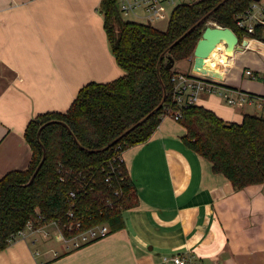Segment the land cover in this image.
Wrapping results in <instances>:
<instances>
[{
  "label": "crops",
  "instance_id": "0c3cea01",
  "mask_svg": "<svg viewBox=\"0 0 264 264\" xmlns=\"http://www.w3.org/2000/svg\"><path fill=\"white\" fill-rule=\"evenodd\" d=\"M100 2L0 0V179L28 168L32 151L24 130L31 120L65 113L86 84L124 74L111 53ZM165 5L152 25L168 22ZM239 41L246 45L227 62L208 56L194 68L192 54L181 60L183 69L173 65L177 73L222 85L228 96L250 97L242 106L218 94L199 97L198 106L236 124L245 114L264 118V43ZM184 132L164 118L149 140L123 152L136 202L123 213L122 228L78 248H66L55 234L51 243L44 226L25 230L0 252V264H171L165 259L175 254L191 264H264V185L234 189L183 144Z\"/></svg>",
  "mask_w": 264,
  "mask_h": 264
},
{
  "label": "trees",
  "instance_id": "16d2710c",
  "mask_svg": "<svg viewBox=\"0 0 264 264\" xmlns=\"http://www.w3.org/2000/svg\"><path fill=\"white\" fill-rule=\"evenodd\" d=\"M249 4L250 0L180 4L173 8L167 28L159 31L148 23L124 21L117 0H101L107 41L124 74L106 84H86L65 113L40 114L27 124L24 138L32 151L28 168L0 179V252L28 222L36 228L51 222L62 225L72 208L73 219L84 220L83 229L104 223L110 232L122 228L123 213L135 204L136 195L124 163L120 197H113L112 188L118 186L109 188L103 181L115 148L120 145L125 151L150 139L164 108L173 105L174 63L192 56L208 21L231 29L241 40L236 19ZM263 34L264 26L257 25L249 38L264 43ZM170 60L173 65L168 69ZM181 114L183 144L208 161L213 173L236 190L264 185L263 117L245 114L240 124L229 123L197 104L183 108ZM79 174L91 177L94 185L71 202L68 192L77 187ZM106 200L112 201L110 207H103ZM76 233L63 230L67 238Z\"/></svg>",
  "mask_w": 264,
  "mask_h": 264
},
{
  "label": "built area",
  "instance_id": "2783aa9c",
  "mask_svg": "<svg viewBox=\"0 0 264 264\" xmlns=\"http://www.w3.org/2000/svg\"><path fill=\"white\" fill-rule=\"evenodd\" d=\"M196 2L197 0H117L118 9L122 16L127 17L132 15L135 18H142L150 25L160 19L158 10L160 5L166 4L176 7L180 4H193ZM209 23L217 25L214 22H208L205 25H208ZM257 25L264 26V0H250L247 10H245V12L239 15L236 19V26L243 32V37L245 39L248 38L257 40L255 38H249V35L254 34ZM222 50L223 49L219 50L220 55L223 54ZM244 72L250 79H255L251 71L246 70ZM170 81L173 83V105L166 106L164 108V113L160 116V121L164 118H171L172 120L178 122L182 118V109L196 105L202 94H218L224 98L228 105L232 106H242L244 103L251 101V98L243 93H238L237 98L228 96L223 90L225 88L222 85L187 74L176 73L170 78ZM123 152L122 147L120 145L117 146L114 150L115 155L113 160L108 162L104 171V183L109 188H112L113 185L118 186L112 188L113 197L117 198L121 195L119 185L124 183L126 178L122 169ZM61 180H63V177ZM93 185L94 181L91 177L86 179L85 176L79 174L77 176V187L68 192V200L73 202L84 197L91 191ZM111 205L112 201L110 200L103 202V207H110ZM73 206L74 203L72 204V207ZM74 211L75 209L72 208L67 213V223L59 225L58 222H51L47 224L56 228L58 238L63 241L66 248H78L82 245L101 239L111 233L110 228L106 223L83 229L82 224L84 220L79 218L73 219L75 213ZM98 212L101 214L102 211L98 210ZM41 228H36L32 222H28L25 229L19 231L16 235H13L11 240L17 236H22L25 230L37 231ZM63 230H66L69 233L76 231L77 233L67 238L63 234ZM165 260L170 261L171 264H191L188 260H186V258L178 254L172 255Z\"/></svg>",
  "mask_w": 264,
  "mask_h": 264
},
{
  "label": "water",
  "instance_id": "95a60500",
  "mask_svg": "<svg viewBox=\"0 0 264 264\" xmlns=\"http://www.w3.org/2000/svg\"><path fill=\"white\" fill-rule=\"evenodd\" d=\"M220 43L224 47L222 50L224 62H227L235 51L241 50L246 45V41L240 42L236 34L229 28L219 27L215 24L205 25L202 30L201 37L197 41L193 51L194 68L201 67L204 63V60ZM172 62L173 61L170 60L167 64L166 67L168 69L172 67ZM40 166L41 164L36 169L30 181H32Z\"/></svg>",
  "mask_w": 264,
  "mask_h": 264
},
{
  "label": "rangeland",
  "instance_id": "374dc122",
  "mask_svg": "<svg viewBox=\"0 0 264 264\" xmlns=\"http://www.w3.org/2000/svg\"><path fill=\"white\" fill-rule=\"evenodd\" d=\"M197 1H200V0H197ZM173 6H166L165 5V7L163 8V10H164V12L166 13V15H167V17L169 18L170 17V14H171V12H172V10H173ZM124 18V21H127V22H139V23H143V21L144 20H142V19H136L134 16H132V15H130V16H127V17H123ZM208 22H212V21H208ZM207 22V23H208ZM144 23H145V21H144ZM167 21H164V22H160V23H158V24H155V25H152L155 29H157V30H159V31H164L165 29H166V27H167ZM206 23V24H207ZM186 63L187 62H182V61H178L177 63H176V65L174 66V69L176 68H182V66L181 65H183V66H185L186 65ZM183 69V68H182ZM234 71H237L236 69H234ZM45 228H44V232H47V234L49 235V236H51V243H54V240H53V234H55V237L57 238V240L59 239L58 238V232H57V230H56V228L54 227V226H52V225H46V226H44ZM46 234V235H47ZM40 235H42V234H40ZM60 240V239H59ZM56 244H58V243H56Z\"/></svg>",
  "mask_w": 264,
  "mask_h": 264
},
{
  "label": "bare ground",
  "instance_id": "6f19581e",
  "mask_svg": "<svg viewBox=\"0 0 264 264\" xmlns=\"http://www.w3.org/2000/svg\"><path fill=\"white\" fill-rule=\"evenodd\" d=\"M208 25H214V24H212V23H209ZM220 49H223V45L220 43V44H218L215 48H214V50L211 52V54L209 55V57H212V58H214V59H219L220 61H224L223 60V54L222 55H217V53H218V51L220 50Z\"/></svg>",
  "mask_w": 264,
  "mask_h": 264
}]
</instances>
